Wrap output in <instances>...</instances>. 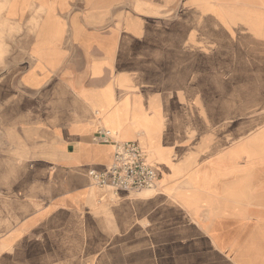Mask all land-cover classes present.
<instances>
[{"label":"crops","instance_id":"crops-1","mask_svg":"<svg viewBox=\"0 0 264 264\" xmlns=\"http://www.w3.org/2000/svg\"><path fill=\"white\" fill-rule=\"evenodd\" d=\"M249 4L237 12L245 19L258 18L263 24L258 28L264 29V0ZM37 18L38 23L31 21ZM0 32L8 63L0 71V259L11 252H75L44 241L60 231L67 236L57 237L69 238L75 228L83 231L79 237L86 255L111 239L118 246L126 223L137 216L133 207L138 203L122 202L107 212L96 201L98 187L88 169L101 170L112 158L111 143L92 140L100 128L112 139L136 141L159 174L156 188L173 183L171 197L176 192L186 195L182 205L233 200L235 188L218 182L213 143L210 152L196 157L197 151L187 145V122L176 111L197 73L180 67L179 55L172 56L169 66L170 57L161 50L136 54L132 41L92 33L90 24L76 14L73 0H0ZM121 32L134 41L142 36L138 25ZM116 46L129 47L130 54L123 59ZM247 87L257 89L250 81ZM230 99L219 105L224 115L235 108L234 97ZM193 163L194 171L188 169ZM182 180L192 187L183 190ZM142 208L141 220L152 211Z\"/></svg>","mask_w":264,"mask_h":264},{"label":"rangeland","instance_id":"rangeland-1","mask_svg":"<svg viewBox=\"0 0 264 264\" xmlns=\"http://www.w3.org/2000/svg\"><path fill=\"white\" fill-rule=\"evenodd\" d=\"M73 1L76 14L90 24L92 33L132 41L130 48L136 54L148 48L161 50L170 57L169 66L172 56L179 55L180 67L196 71L197 79L188 81V93L176 112L187 122L183 132L189 148L197 151L195 157L210 152L212 143L216 147L213 163L218 182L234 187V198L229 204L184 206L183 192L171 197L173 183L118 195L97 186L96 201L107 212L122 202L138 203L133 207L137 216L126 223L118 246L111 239L86 255L79 237L82 230L75 228L69 238L57 237L67 236L60 231L44 239L54 249L68 246L75 252H11L0 264H264V151H258L264 150V29L258 28L263 25L258 18L245 19L237 12L243 4L251 6L250 0ZM133 25L142 33L135 41L121 32ZM3 35L0 32V43ZM165 39L171 43L165 44ZM115 48L123 59L130 54L129 47ZM5 53L0 44V71L8 65ZM161 59H157L160 71ZM212 80L219 81L220 87ZM249 81L257 89L246 88ZM231 95L235 108L229 107L231 114L224 115L219 105L232 102ZM212 112L215 117L211 118ZM191 166L188 169L194 171L196 166ZM179 186L188 190L192 184L182 180ZM144 206L152 211L141 220ZM31 240L27 239V245Z\"/></svg>","mask_w":264,"mask_h":264},{"label":"built area","instance_id":"built-area-1","mask_svg":"<svg viewBox=\"0 0 264 264\" xmlns=\"http://www.w3.org/2000/svg\"><path fill=\"white\" fill-rule=\"evenodd\" d=\"M92 140L112 145L110 163L101 170L88 169V175L96 186L107 188L114 195L157 186L158 173L150 163L148 153L136 141L112 139L101 128L94 133Z\"/></svg>","mask_w":264,"mask_h":264}]
</instances>
